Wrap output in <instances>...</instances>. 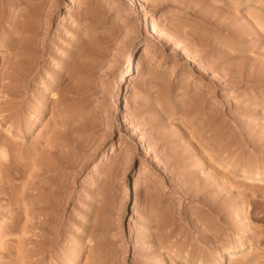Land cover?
Segmentation results:
<instances>
[{"label": "rangeland", "instance_id": "rangeland-1", "mask_svg": "<svg viewBox=\"0 0 264 264\" xmlns=\"http://www.w3.org/2000/svg\"><path fill=\"white\" fill-rule=\"evenodd\" d=\"M263 20L0 0V264H264Z\"/></svg>", "mask_w": 264, "mask_h": 264}, {"label": "bare ground", "instance_id": "bare-ground-1", "mask_svg": "<svg viewBox=\"0 0 264 264\" xmlns=\"http://www.w3.org/2000/svg\"><path fill=\"white\" fill-rule=\"evenodd\" d=\"M24 1V0H23ZM22 2V1H21ZM21 2H19V3H21ZM19 5V4H18ZM26 5V4H25ZM29 7V6H28ZM30 8V7H29ZM33 13V12H32ZM34 14V13H33ZM26 16V15H25ZM32 17H33V15H32ZM24 20V19H23ZM264 21V20H263ZM20 22H21V20H20ZM29 23V22H28ZM259 23V22H258ZM23 24V23H22ZM34 27V26H33ZM27 28H29V27H27ZM155 28V27H154ZM25 29V28H24ZM37 29V28H36ZM35 29V30H36ZM156 29V28H155ZM33 30V29H32ZM31 30V31H32ZM26 31H27V29H26ZM28 31H29V29H28ZM31 31H29V32H31ZM32 33V32H31ZM28 34V33H27ZM23 36H24V34H23ZM20 37V36H19ZM28 37V36H27ZM31 37V36H30ZM26 38V37H25ZM20 40H21V38H19ZM25 41H26V39H25ZM28 41V40H27ZM17 42H19V41H17ZM19 44V43H18ZM15 46H17V45H15ZM14 46V47H15ZM25 46V45H24ZM29 46V45H28ZM23 48H26V47H23ZM27 49V48H26ZM20 50H22V49H20ZM21 52V51H20ZM52 145V144H51ZM46 159V158H45ZM43 161V160H42ZM47 161V160H46ZM40 162V161H39ZM39 162H37L38 164H40ZM44 164H46V163H44ZM41 165V164H40ZM48 165H49V163H48ZM44 166H46V165H44ZM51 167V166H50ZM51 169H52V167H51ZM258 179V178H257ZM136 191L138 192L139 190H138V187H139V183H138V179L136 180ZM138 194V193H137ZM70 256V255H69ZM166 262V261H165ZM158 264H165L164 263V259L163 258H161L160 259V263H158Z\"/></svg>", "mask_w": 264, "mask_h": 264}]
</instances>
